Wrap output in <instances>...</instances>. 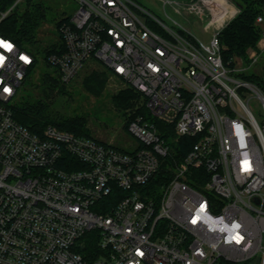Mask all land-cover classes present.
Instances as JSON below:
<instances>
[{
    "label": "built area",
    "instance_id": "2783aa9c",
    "mask_svg": "<svg viewBox=\"0 0 264 264\" xmlns=\"http://www.w3.org/2000/svg\"><path fill=\"white\" fill-rule=\"evenodd\" d=\"M75 1L56 19L47 62L62 83L100 62L149 117L127 121L138 142L129 151L52 123L31 131L11 103L35 57L0 34L11 45H0V264H264V94L221 57L237 4L161 0L207 18L203 42L165 9L171 24L136 0ZM255 23L249 65L264 51V14ZM88 233L95 249L82 252Z\"/></svg>",
    "mask_w": 264,
    "mask_h": 264
},
{
    "label": "trees",
    "instance_id": "16d2710c",
    "mask_svg": "<svg viewBox=\"0 0 264 264\" xmlns=\"http://www.w3.org/2000/svg\"><path fill=\"white\" fill-rule=\"evenodd\" d=\"M14 1L15 0H0V13L11 7ZM232 1L237 4L240 10L224 26L220 33L221 57L225 64L229 63L230 65L234 63L232 61L234 56H239L243 60H246L245 52L247 48L256 47L257 40L260 37V28L255 23V18L258 14H264V0ZM23 2V9L20 11L17 10V4H15L7 14L0 19V34L15 40L19 45H31L33 42L38 41L37 31L43 22L46 21L47 7L40 0H23ZM53 24L57 26L58 21L55 19ZM57 44L58 41H49L42 49L43 61L47 67H51L46 60L47 55L57 51ZM262 58L264 61V52ZM35 62L36 58L34 60V63ZM237 75L254 83L264 94V75L261 72H239ZM108 78V72L104 67L103 69L92 68L83 75L81 85L87 93L98 96L102 93L103 89H105L106 80ZM39 86H41L43 97H17L15 101L11 103L12 114L16 121L36 133L41 132L45 125L52 123L59 128L72 131L76 134L91 135L85 115H66L53 110L49 106L48 100L51 99L55 90L59 93L68 92L66 85L60 82L54 68L52 72L46 70L41 73V82ZM110 97L116 105L124 108L128 112L126 114L128 120L136 114L149 117L147 110L144 108L143 104H141L140 94L133 88L126 86L112 93ZM162 125L161 122H158V127L163 128L164 126ZM163 135L167 137V134ZM181 143L186 148L190 145L191 139L188 137L181 138L180 144ZM117 192V190H114V193ZM109 198L111 200L113 195ZM109 203V205H112L113 201L111 200ZM91 234L92 233H88L84 236L86 245L82 249H79L80 251L83 252V249H95L94 235Z\"/></svg>",
    "mask_w": 264,
    "mask_h": 264
},
{
    "label": "rangeland",
    "instance_id": "374dc122",
    "mask_svg": "<svg viewBox=\"0 0 264 264\" xmlns=\"http://www.w3.org/2000/svg\"><path fill=\"white\" fill-rule=\"evenodd\" d=\"M46 8V21L43 22L37 31L38 41L28 45L32 50L36 62L30 68L27 75L21 81L17 88V96L19 97H43L41 86V73L44 71L52 72V67H47L43 61L42 49L49 41L57 39V31L54 27V20L61 14L72 15L74 10L78 7L75 0H40ZM140 5L145 7L153 15L163 20L167 24L171 22L165 17L164 9L172 18L176 19L182 26L188 28L191 33L203 42L209 40V31L205 29L204 25L207 18H200L194 14L182 15L174 11L170 5L162 8L161 0H136ZM184 1V0H179ZM190 1V0H187ZM24 8V2L19 1L16 9ZM264 13V11H263ZM255 47L247 48L246 60L239 56H234L235 65L240 68L239 72H261L264 75V61L262 58L263 52L258 55L257 61L249 65L250 58H248L249 51ZM92 68L103 69L102 64L98 61L89 60L84 63L77 75L69 82L64 83L68 92L59 93L57 90L53 92L51 99L48 100L49 106L63 114H83L87 117V126L90 134L102 140L109 142L114 146L123 150H133L138 142L130 133L126 131V123L128 121V113L124 108L116 105L110 95L117 90L126 87L122 81L114 78L106 80L105 89L98 96L87 93L81 85L82 77ZM238 72V73H239ZM249 106L258 120L261 121L263 117L262 108L259 102L250 97L248 99ZM132 111V110H131ZM130 113V112H129ZM125 125V126H124Z\"/></svg>",
    "mask_w": 264,
    "mask_h": 264
},
{
    "label": "snow or ice",
    "instance_id": "6c2138e0",
    "mask_svg": "<svg viewBox=\"0 0 264 264\" xmlns=\"http://www.w3.org/2000/svg\"><path fill=\"white\" fill-rule=\"evenodd\" d=\"M0 45H2L4 48H6V49H10L11 48V45L10 44H8V43H6V42H4V41H0ZM3 57H0V59H2ZM23 59H27L26 57H22ZM6 92L7 91H9V89L8 88H5L4 89Z\"/></svg>",
    "mask_w": 264,
    "mask_h": 264
}]
</instances>
